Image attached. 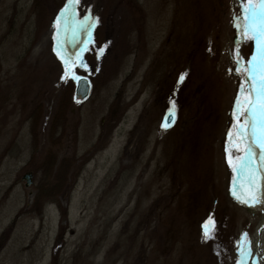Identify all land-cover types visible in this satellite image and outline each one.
Masks as SVG:
<instances>
[{
	"label": "rangeland",
	"instance_id": "obj_1",
	"mask_svg": "<svg viewBox=\"0 0 264 264\" xmlns=\"http://www.w3.org/2000/svg\"><path fill=\"white\" fill-rule=\"evenodd\" d=\"M248 6L0 0V264H241Z\"/></svg>",
	"mask_w": 264,
	"mask_h": 264
},
{
	"label": "snow or ice",
	"instance_id": "obj_2",
	"mask_svg": "<svg viewBox=\"0 0 264 264\" xmlns=\"http://www.w3.org/2000/svg\"><path fill=\"white\" fill-rule=\"evenodd\" d=\"M247 2L249 6L244 9V12L248 20L244 25L243 34L247 36L249 25H255L249 37L254 42L255 54L248 61L250 75L247 78L254 83L249 89V96L251 99L243 101V103L248 105L244 113V123L251 130V136L249 137L250 143L245 151V156L238 157V159L241 160L240 166L236 169L238 176H242L243 170L251 163L257 129L259 128L260 132L264 133V78L256 83V70L260 69L261 72L264 73V0H257L256 4H253L252 0H247ZM80 66L87 68L83 60L80 61ZM183 78L184 77L181 76L180 79L183 80ZM236 103L237 107H239L241 101H237ZM257 104L259 107H257ZM172 117L173 113L169 112L165 117V127H169L171 123H174ZM242 131L243 129H241V133ZM245 157H247V159H245ZM260 159L264 160V148L261 150ZM245 203H248V201H245Z\"/></svg>",
	"mask_w": 264,
	"mask_h": 264
},
{
	"label": "bare ground",
	"instance_id": "obj_3",
	"mask_svg": "<svg viewBox=\"0 0 264 264\" xmlns=\"http://www.w3.org/2000/svg\"><path fill=\"white\" fill-rule=\"evenodd\" d=\"M179 28L183 29L184 26H181ZM254 54H255V46H254V51H253L252 56ZM249 75H250V69H249L248 76ZM262 78H264V73H262L260 69H257L256 70V83H258ZM257 107H259L258 104H257ZM250 136H251V130L247 127V147L246 149L248 148V145L250 143V140H249ZM262 137H264V133H261L258 128L257 135L255 137V145L253 146V154L251 158V163L249 164V166L252 169V173H253V180L251 182V187L252 189H256L262 198V214L260 216L259 221L256 223L259 227L260 232H253L252 251H250V247H247V245L244 248L240 247L241 248L240 257H242V259H245V256L254 254L256 250L260 251L261 253L259 255L260 258H263V254H264V160L260 159L261 150L262 148H264V138ZM245 159H247V157H245Z\"/></svg>",
	"mask_w": 264,
	"mask_h": 264
},
{
	"label": "water",
	"instance_id": "obj_4",
	"mask_svg": "<svg viewBox=\"0 0 264 264\" xmlns=\"http://www.w3.org/2000/svg\"><path fill=\"white\" fill-rule=\"evenodd\" d=\"M88 91H89V83H88L87 78L84 76H77L74 81V89H73V96L75 100L82 101L87 96ZM164 122H165V119H164ZM21 179L24 180V185L27 186L30 183V173L25 172L21 176ZM253 232H260L257 224L253 226V229L251 231L252 234H250L249 236L250 239L248 238V240L245 243L247 247H250V251H252L253 249V244H252ZM260 254H261L260 251L256 250L254 254L245 256V259H242V257H240V254H239V259H240L241 264H264V254H263V258H260L259 256Z\"/></svg>",
	"mask_w": 264,
	"mask_h": 264
},
{
	"label": "trees",
	"instance_id": "obj_5",
	"mask_svg": "<svg viewBox=\"0 0 264 264\" xmlns=\"http://www.w3.org/2000/svg\"><path fill=\"white\" fill-rule=\"evenodd\" d=\"M59 109V108H58ZM54 115V114H53ZM57 116V114L55 115V117ZM55 117L53 118V116L51 117V118H53L52 119V121H53V123H54V119H55ZM53 123H52V125H53Z\"/></svg>",
	"mask_w": 264,
	"mask_h": 264
}]
</instances>
